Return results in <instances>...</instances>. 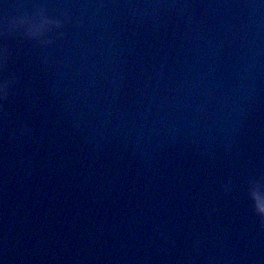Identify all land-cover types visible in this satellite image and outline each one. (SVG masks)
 I'll use <instances>...</instances> for the list:
<instances>
[{"label":"water","instance_id":"95a60500","mask_svg":"<svg viewBox=\"0 0 264 264\" xmlns=\"http://www.w3.org/2000/svg\"><path fill=\"white\" fill-rule=\"evenodd\" d=\"M4 48L0 264H264V0H0Z\"/></svg>","mask_w":264,"mask_h":264},{"label":"clouds","instance_id":"9594fccd","mask_svg":"<svg viewBox=\"0 0 264 264\" xmlns=\"http://www.w3.org/2000/svg\"><path fill=\"white\" fill-rule=\"evenodd\" d=\"M23 7L22 3L18 4L17 16L11 19H6L5 23L7 29L4 33L5 37L21 33L25 39L34 41L37 45L45 47L54 42L53 39L49 38L50 35L54 34L57 30L62 29L66 23L71 22V18L67 15L64 20L50 17L43 6L37 8L34 14H29L27 11H23ZM59 35L62 38L63 32H60ZM9 59L10 55L8 49L4 48L3 50H0V70L7 68ZM15 82L16 80L14 76L11 79H5L3 82H0V100H8ZM21 131L23 134L30 135L27 128H24ZM252 183H261V181L251 179L248 187ZM249 197L253 201L255 214L260 218L262 225H264V204L258 203L251 196ZM201 243V241L196 242L195 250L197 252H199Z\"/></svg>","mask_w":264,"mask_h":264}]
</instances>
